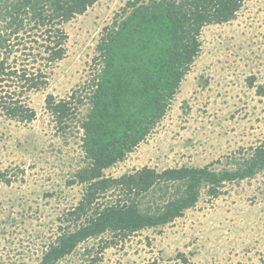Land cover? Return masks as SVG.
<instances>
[{
  "label": "rangeland",
  "instance_id": "374dc122",
  "mask_svg": "<svg viewBox=\"0 0 264 264\" xmlns=\"http://www.w3.org/2000/svg\"><path fill=\"white\" fill-rule=\"evenodd\" d=\"M127 1L97 0L64 25L66 55L51 69L47 87L29 95L36 112L32 121L0 115V170L10 179L0 181V264H38L48 243L67 227L64 214L82 194L81 184L67 180L87 162L78 119L88 106L79 105L63 131L44 98L84 92L100 66L96 45L104 27ZM199 39L200 51L165 115L123 160L104 169L105 175L142 166L220 168L264 140V93H257L264 84V0H244L233 20L204 26ZM166 198L146 195L141 208L153 212ZM151 263L264 264V173L226 182L216 197L202 193L164 226L125 238L105 233L84 240L57 262Z\"/></svg>",
  "mask_w": 264,
  "mask_h": 264
},
{
  "label": "trees",
  "instance_id": "16d2710c",
  "mask_svg": "<svg viewBox=\"0 0 264 264\" xmlns=\"http://www.w3.org/2000/svg\"><path fill=\"white\" fill-rule=\"evenodd\" d=\"M96 2L0 0V115L22 123L35 118L29 95L47 87L51 69L65 57L64 25ZM243 2L127 1L104 27L96 45L100 66L84 92L73 90L60 99L46 94L45 109L63 131L79 105L87 104L78 119L87 162L67 180L82 185L81 197L65 212L62 221L67 227L48 243L38 264H57L80 242L105 233L125 238L169 224L193 207L202 193L216 197L226 182L264 173L263 140L220 168L185 165L158 171L142 166L117 177L104 174L165 115L200 51L202 28L233 20ZM257 93H264V84ZM0 181L10 182L1 170ZM156 193L167 197L165 202L153 212L142 209L141 199Z\"/></svg>",
  "mask_w": 264,
  "mask_h": 264
}]
</instances>
